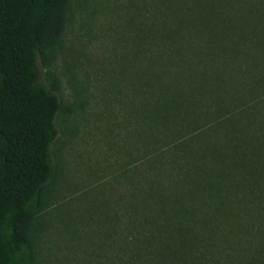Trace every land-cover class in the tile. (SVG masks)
<instances>
[{
    "label": "trees",
    "instance_id": "obj_1",
    "mask_svg": "<svg viewBox=\"0 0 264 264\" xmlns=\"http://www.w3.org/2000/svg\"><path fill=\"white\" fill-rule=\"evenodd\" d=\"M70 3L0 0V264L24 246L25 264H41L52 225L49 145L68 109L36 86L34 57L60 39ZM125 8L114 74L127 80L119 96L132 117L116 145L127 160L76 228L53 209L66 214L60 233L79 264H264V0Z\"/></svg>",
    "mask_w": 264,
    "mask_h": 264
},
{
    "label": "rangeland",
    "instance_id": "obj_2",
    "mask_svg": "<svg viewBox=\"0 0 264 264\" xmlns=\"http://www.w3.org/2000/svg\"><path fill=\"white\" fill-rule=\"evenodd\" d=\"M126 1L89 0V6H80L79 0H71L60 39L44 57L35 50L36 86L51 91L68 109L57 113V134L49 145L58 173L44 192L52 210L47 215L52 225L36 245V260L41 264L81 263L76 242L59 231L66 214L58 212H69L75 218V228L81 218L88 219L85 201L94 206L91 199L103 187L106 193L105 183L109 180L112 184L127 160L116 147L119 142L124 145L127 117H132L119 96L120 91H126L127 80L125 74H114L123 52L122 26L127 30ZM117 33L122 36L118 38ZM56 207L59 211L53 213ZM26 250V246L13 248L9 264H25Z\"/></svg>",
    "mask_w": 264,
    "mask_h": 264
}]
</instances>
